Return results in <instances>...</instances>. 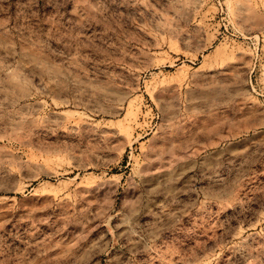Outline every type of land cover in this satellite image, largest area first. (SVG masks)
<instances>
[{
    "label": "rangeland",
    "instance_id": "obj_1",
    "mask_svg": "<svg viewBox=\"0 0 264 264\" xmlns=\"http://www.w3.org/2000/svg\"><path fill=\"white\" fill-rule=\"evenodd\" d=\"M0 264H264V0H0Z\"/></svg>",
    "mask_w": 264,
    "mask_h": 264
}]
</instances>
